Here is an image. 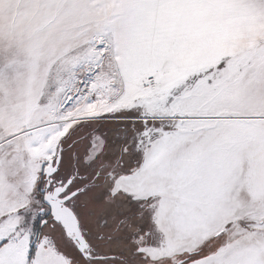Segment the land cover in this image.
I'll return each instance as SVG.
<instances>
[{"label":"snow or ice","instance_id":"6c2138e0","mask_svg":"<svg viewBox=\"0 0 264 264\" xmlns=\"http://www.w3.org/2000/svg\"><path fill=\"white\" fill-rule=\"evenodd\" d=\"M0 264H264V0H0Z\"/></svg>","mask_w":264,"mask_h":264}]
</instances>
